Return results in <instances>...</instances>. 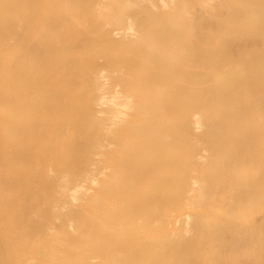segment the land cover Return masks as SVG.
<instances>
[{"label":"rangeland","instance_id":"obj_1","mask_svg":"<svg viewBox=\"0 0 264 264\" xmlns=\"http://www.w3.org/2000/svg\"><path fill=\"white\" fill-rule=\"evenodd\" d=\"M130 1L0 0V264H264V0Z\"/></svg>","mask_w":264,"mask_h":264},{"label":"bare ground","instance_id":"obj_2","mask_svg":"<svg viewBox=\"0 0 264 264\" xmlns=\"http://www.w3.org/2000/svg\"><path fill=\"white\" fill-rule=\"evenodd\" d=\"M130 1V0H129ZM136 1H138V0H136ZM149 1V0H148ZM126 2V1H125ZM125 2H123V3H125ZM131 2V1H130ZM164 2V1H163ZM127 3V2H126ZM130 4V3H129ZM214 9V8H213ZM114 21H115V23H117V24H128V20H127V18H126V16H125V12L124 13H121V14H119V15H116L115 17H114ZM129 25V24H128ZM130 26V25H129ZM129 28V27H128ZM131 28V27H130ZM129 28V29H130ZM126 29H127V27H126ZM117 30V29H116ZM120 31V30H119ZM157 53V54H160V52L159 51H152L151 53ZM161 55V54H160ZM102 72V71H101ZM115 91V90H114ZM107 95V94H106ZM114 95V94H113ZM102 96H103V94H102ZM101 97V96H100ZM112 97V96H111ZM107 98V97H106ZM105 98V99H106ZM109 98V97H108ZM114 98V97H113ZM102 100V99H101ZM101 100H99L98 99V101H100V102H102V103H104L103 101H101ZM107 101V100H106ZM110 102H114L113 100L112 101H110ZM104 105V104H103ZM120 105V104H119ZM117 106V105H116ZM116 110V109H115ZM100 147V146H99ZM87 174H88V172H87ZM91 178V177H90ZM75 186V185H74ZM73 192V191H72ZM74 194V193H73ZM71 197H75V195H73V196H71ZM61 208H62V206H61ZM82 262V261H81ZM84 262V261H83ZM79 264H80V262H78Z\"/></svg>","mask_w":264,"mask_h":264}]
</instances>
